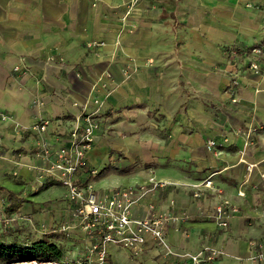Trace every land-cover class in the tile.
<instances>
[{"label":"crops","instance_id":"0c3cea01","mask_svg":"<svg viewBox=\"0 0 264 264\" xmlns=\"http://www.w3.org/2000/svg\"><path fill=\"white\" fill-rule=\"evenodd\" d=\"M29 1L0 0V112L10 116L0 120V184L9 189H12L11 180L27 186L26 178H33L36 167L41 164L34 153L36 136L25 130L40 118H47L49 123L43 136L52 146L63 143L76 118L83 114L82 107L86 106V113L93 110L89 100L102 90H93L92 86L104 69L112 73L117 85L107 99L108 114H111L109 110L120 112L121 108L132 112L129 109L132 105L146 100L154 108L160 107L166 113L168 109L169 114L174 115L188 99L184 94L169 96L163 82L159 85V81H154L156 74L149 69L140 68L132 78L120 82L126 59L141 57V52L147 49L149 35L141 32L131 37L118 27L120 20L114 18L116 14L107 13L106 4L113 0ZM132 17L134 15L130 16V22H133ZM96 39L104 41V45L94 54V49H88L85 44ZM117 39L122 44L118 50ZM48 55L59 56L63 61L46 63ZM17 65L22 72L13 71ZM39 95L44 104L32 105L33 98ZM236 96L238 103L232 106L192 103L190 115L200 132H181L182 122L173 124L175 137L167 148H162L165 153L155 155L158 163L138 170L130 181V185L145 183L150 174L170 185L149 193L133 207L132 214L145 216L150 205L155 212L166 210L179 216L187 213L189 219H177L166 228L167 240L175 251L195 253L206 244L225 251L215 264H264L249 259L251 240L264 237V177L261 176L264 173V127L261 130L260 126L249 138L234 135L232 131L246 129L254 107L264 113V88L256 91L254 81L241 82ZM130 116L128 113L118 118L114 127L118 130L131 127L135 121L129 120ZM94 119L98 128L86 154L87 167H93L88 159L92 150H104L100 164L109 153H114L115 160L122 161L124 157L129 164L138 154L136 151L141 150L136 138L121 137L113 131L102 133L104 117L95 115ZM256 121L264 125V114H259ZM15 122L22 127V132L16 133ZM221 134L228 138L223 145L214 148L206 145L207 139H219ZM246 139L248 146L245 147ZM144 155L152 156L150 150ZM111 164L118 167L114 161ZM137 175H142L138 182ZM205 181L210 182V188L202 189L199 198L192 197L191 184ZM114 186L121 185L112 184L110 188ZM238 191L244 192L243 195L239 196ZM220 196L237 208L226 230L198 214L201 210H213ZM170 200L173 205L169 204ZM152 261L158 259L153 257Z\"/></svg>","mask_w":264,"mask_h":264},{"label":"rangeland","instance_id":"374dc122","mask_svg":"<svg viewBox=\"0 0 264 264\" xmlns=\"http://www.w3.org/2000/svg\"><path fill=\"white\" fill-rule=\"evenodd\" d=\"M12 1L14 0H8ZM106 7L109 15L116 14L114 18L120 20L118 27L125 29L129 36H138L141 32L149 35L146 41L147 49L141 52V57L130 56L126 59L121 68L120 82L132 78L140 68L149 69L156 74L153 75L154 81H159V85L163 82L164 90L169 96L184 94L188 95V99L174 115L169 114L168 109L166 113L160 107L154 108V105L146 100L132 105L129 108L132 112H125L121 108L120 112L109 110L111 114H108L110 104L107 99L117 85L108 69L98 74L92 88L102 91L92 95L89 101L92 111L95 112L94 116L104 117L102 133L113 131L121 137L136 138L141 150L136 151L138 154L130 161V165L124 161V157L122 161L115 160L114 153H112L114 156L108 154L100 164V156L104 154V150L90 151L88 159L93 165L90 169H93L94 173L113 161L118 166L104 171L101 176L94 179L91 176L94 173L91 174L89 170L76 174L77 182L88 179L85 183H90L95 191H105L112 184L130 185L131 177L135 176L138 170L143 171L145 166L158 163L155 155L165 153L162 148H167L171 139L175 137L172 132L173 124L181 121V132H200L190 115L192 103H212L217 107L228 104L232 106L238 103L236 88L241 82L254 81L256 91L264 88V0H113L107 3ZM132 15L133 22H130ZM92 41L99 44L88 45ZM103 45L104 41L97 39L85 44L88 49H94V54H97V49ZM121 46L117 39L115 47H118V50ZM114 55L117 59V54ZM62 61L63 59L56 55H48L44 60L46 63L56 64ZM253 63L258 64L257 68L252 67ZM43 104L40 95L32 100V105L39 107ZM245 107L248 108L249 105L245 104ZM126 113H131L129 120L135 123L131 124V127L118 130L114 126L118 118H124ZM259 114L264 113L254 107L250 112L246 129L236 128L232 130L233 134L249 138L260 126L262 130L263 123L260 122L259 125L256 121ZM227 139L226 135L221 134L219 139H207L205 143L208 147L214 148L223 145ZM209 141L216 144L210 146ZM244 145L248 146V140ZM147 150H150L152 156L144 155ZM165 160L169 161L167 158ZM119 166H125L124 170L121 171ZM181 166L185 167L184 164ZM141 176H136L137 182ZM261 176L264 177V173ZM29 178H26L27 186L16 180L10 182L12 190L18 193V197L27 200L14 213L6 210L5 194L0 192V242L25 247L43 239L46 242H55L60 249L68 252L74 248L72 234L70 237H64L59 234L41 233L42 224L57 226L64 219L65 188L52 179L49 184L32 191L30 189L32 178ZM151 178L154 176L148 174L145 179L148 181ZM204 188L202 186L201 189ZM253 243H261L264 247V237L251 240L249 256L255 263H264V249L252 245ZM107 248L111 264H163L160 258L156 262L152 261L153 257H158L161 253L156 246L138 257L130 256L128 251L113 244H108ZM223 252L225 254L224 250Z\"/></svg>","mask_w":264,"mask_h":264},{"label":"built area","instance_id":"2783aa9c","mask_svg":"<svg viewBox=\"0 0 264 264\" xmlns=\"http://www.w3.org/2000/svg\"><path fill=\"white\" fill-rule=\"evenodd\" d=\"M92 44L99 42L88 43V45ZM257 65L253 63L252 67L257 68ZM13 71L22 72V68L17 65ZM82 111L83 114L76 118L66 140L58 146L50 145L43 136L49 123L47 118H40L25 130L36 136L34 153L41 160V164L36 167L30 189L35 191L40 186L49 184L52 179L65 188L64 219L57 226L42 224L41 233L59 234L64 237H70L72 234V245H74V248L69 249L68 252L60 249L61 259H31L28 262H32L30 264H111L107 247L108 244H113L125 249L133 257H138L147 249L156 246L161 253L155 258H162L166 264H215V261L224 254L219 247L203 244L195 253L179 252L175 251L168 242L166 237L168 224L174 223L177 219H189L187 213L179 216L166 210L155 212L150 205L145 216H133L134 206L154 190H164L170 185L169 182L151 178L145 183L95 191L90 183L75 180L79 171L89 170L91 174L95 172L87 167L86 154L94 141V131L98 128V122L94 119L95 112H85V105ZM9 118L8 114L0 112V120ZM14 129L16 133L23 131L16 122ZM208 144L214 146L216 143L209 141ZM13 175L15 176L16 173L13 172ZM202 186L210 188V182L191 184L192 197L202 196ZM217 192L220 193L219 190ZM238 194L243 193L238 191ZM169 204L173 205V200H170ZM236 210L229 199L220 196L213 210L210 212L201 210L198 214L212 219L218 228L226 230ZM252 245L264 249L261 243ZM12 263L0 262V264Z\"/></svg>","mask_w":264,"mask_h":264},{"label":"trees","instance_id":"16d2710c","mask_svg":"<svg viewBox=\"0 0 264 264\" xmlns=\"http://www.w3.org/2000/svg\"><path fill=\"white\" fill-rule=\"evenodd\" d=\"M111 153H109L110 156ZM116 168L112 164L105 165L101 170L97 171L94 175H91L92 178H97L101 176L104 171ZM123 171L124 169H120ZM90 176V177H91ZM88 179H84V182ZM0 192L5 194V200L7 203L6 210L9 213L16 212L23 202L27 201L25 198H19L18 193L12 189H9L0 184ZM21 246V245H20ZM61 259L62 253L60 248L56 246L55 242H46L43 239L36 240L30 245H25V247H17L15 244L7 245L3 242H0V262H13V261H22V260H46V259Z\"/></svg>","mask_w":264,"mask_h":264},{"label":"bare ground","instance_id":"6f19581e","mask_svg":"<svg viewBox=\"0 0 264 264\" xmlns=\"http://www.w3.org/2000/svg\"><path fill=\"white\" fill-rule=\"evenodd\" d=\"M32 262H28V260H22V262H13L12 264H30Z\"/></svg>","mask_w":264,"mask_h":264}]
</instances>
